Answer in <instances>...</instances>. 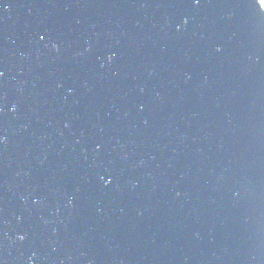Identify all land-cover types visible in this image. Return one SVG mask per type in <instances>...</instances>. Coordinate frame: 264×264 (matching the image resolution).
Wrapping results in <instances>:
<instances>
[{"label": "water", "instance_id": "water-1", "mask_svg": "<svg viewBox=\"0 0 264 264\" xmlns=\"http://www.w3.org/2000/svg\"><path fill=\"white\" fill-rule=\"evenodd\" d=\"M0 264H264L258 0H0Z\"/></svg>", "mask_w": 264, "mask_h": 264}, {"label": "snow or ice", "instance_id": "snow-or-ice-1", "mask_svg": "<svg viewBox=\"0 0 264 264\" xmlns=\"http://www.w3.org/2000/svg\"><path fill=\"white\" fill-rule=\"evenodd\" d=\"M199 2V0H197V3ZM259 6L261 9H264V0H258ZM41 39L43 40L44 37L42 36ZM109 59H111V57H109ZM103 179V178H102ZM21 239H23V237H21Z\"/></svg>", "mask_w": 264, "mask_h": 264}]
</instances>
